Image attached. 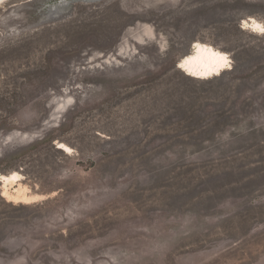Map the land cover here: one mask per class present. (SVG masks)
<instances>
[{"label":"rangeland","instance_id":"rangeland-1","mask_svg":"<svg viewBox=\"0 0 264 264\" xmlns=\"http://www.w3.org/2000/svg\"><path fill=\"white\" fill-rule=\"evenodd\" d=\"M252 18L264 0L2 4L0 175L45 197L10 202L0 183V264H264ZM195 42L231 68L186 75Z\"/></svg>","mask_w":264,"mask_h":264},{"label":"bare ground","instance_id":"bare-ground-1","mask_svg":"<svg viewBox=\"0 0 264 264\" xmlns=\"http://www.w3.org/2000/svg\"><path fill=\"white\" fill-rule=\"evenodd\" d=\"M8 1L10 0L1 1L0 6ZM245 24H247L251 32L257 35H264V32L261 31L264 26L256 19L252 18L250 21L245 22ZM230 62V57L226 52L212 45L195 42L192 51L178 63V68L192 78L208 80L218 77L230 69ZM57 148L66 155L73 154L72 148L65 143L59 142ZM24 179V176L19 171L0 175L2 191L8 201L32 204L45 197L34 193L27 186H24L22 184Z\"/></svg>","mask_w":264,"mask_h":264},{"label":"snow or ice","instance_id":"snow-or-ice-1","mask_svg":"<svg viewBox=\"0 0 264 264\" xmlns=\"http://www.w3.org/2000/svg\"><path fill=\"white\" fill-rule=\"evenodd\" d=\"M261 31L264 32V28H262Z\"/></svg>","mask_w":264,"mask_h":264},{"label":"water","instance_id":"water-1","mask_svg":"<svg viewBox=\"0 0 264 264\" xmlns=\"http://www.w3.org/2000/svg\"><path fill=\"white\" fill-rule=\"evenodd\" d=\"M3 1V0H0V2Z\"/></svg>","mask_w":264,"mask_h":264}]
</instances>
